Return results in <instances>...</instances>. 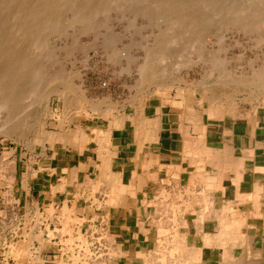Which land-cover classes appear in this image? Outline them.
Returning <instances> with one entry per match:
<instances>
[{
    "label": "crops",
    "instance_id": "0c3cea01",
    "mask_svg": "<svg viewBox=\"0 0 264 264\" xmlns=\"http://www.w3.org/2000/svg\"><path fill=\"white\" fill-rule=\"evenodd\" d=\"M198 106L185 95L153 94L144 105L117 106L101 124L94 117L78 136L82 129L48 131L39 145L46 141L43 151H50L34 161L20 159L18 171L14 167L17 196L36 207L47 204L68 235L78 233L96 212L94 206L100 208L111 218L110 235L119 254L109 264H146L158 249L165 221L157 193L166 187L181 199V214L178 226L167 220L165 227H178L188 247L204 249V234L213 235L226 223L235 231L229 235L222 229L216 242L222 246L237 239L241 245L231 242L237 245L228 249L231 255L257 253L254 259L264 264V106L239 118L208 107L212 120L200 115ZM137 108L140 121L133 117ZM98 185L102 190L114 186L110 200L96 198ZM221 257L220 247L205 248L201 264H220Z\"/></svg>",
    "mask_w": 264,
    "mask_h": 264
},
{
    "label": "bare ground",
    "instance_id": "6f19581e",
    "mask_svg": "<svg viewBox=\"0 0 264 264\" xmlns=\"http://www.w3.org/2000/svg\"><path fill=\"white\" fill-rule=\"evenodd\" d=\"M218 1L219 0H0V137L14 139L15 141L25 139L30 145L31 140L29 137L32 131L42 123L46 124L47 122V117L51 113L49 103L53 97H64L66 106L70 107L72 103L70 97L74 95L81 102L84 101L87 105H90L91 110L95 111L94 113L98 112L97 114L113 112L115 109V105L105 104V102L98 104L89 102L85 94L81 92L83 91L82 86L80 87L75 84L74 79L78 72L74 76V74L67 73L63 67L58 66L61 65V60H59L61 54H58L62 52L61 50L64 43L57 44L56 42L63 36L71 37V39L69 38L70 41L68 44V41H65L64 47L65 53L67 52L70 56L79 49L85 50V53H88L92 50L95 52L96 49L101 46L102 49H106V47L111 50L113 49L111 60L121 64L123 60L126 61L124 72L128 71L127 73L131 75V66L136 64V66H138L137 77H139V94L148 93L150 90L157 88L165 90L175 87L179 90H183L184 88L182 87L183 85L181 86V83H184V77H175L174 68L176 67L179 70L182 68L194 69V67L201 62L203 64L201 66H206V69L205 66L203 67V69L206 70L203 78L197 81L195 86L191 84L188 87L186 80L185 83L188 89L193 86L194 89L191 88V90L199 92L202 95H204L203 90H208L210 93V97H208L210 105L211 102L218 104L220 106V111H217L220 112L221 116L222 114L225 116L234 115L237 109V105H235L236 96H247L245 98L252 103L264 98V56L260 60L262 61L261 64H257V59L249 62L248 68L250 67V71H248V69L246 73H240L239 71L235 72L234 69L231 70L228 67V63L231 62H227L229 58H226V55L223 58L220 55H216L217 52L216 54L212 53V51H214L211 50L213 47L210 49V52L207 46L208 43H206L205 39L206 35L208 37L210 30H214V27L223 28L232 26L234 28V26H240L239 28L242 30H249L250 35V30L253 32L252 29H255L257 26H264V0H228L227 3L230 1L233 3H230L231 6L227 7V9L223 8L222 6L224 4H219ZM113 8L117 9V12L123 10L127 13L142 15L151 14V16L154 13V15H157V20L160 21L157 22L162 23V27L158 23L160 32L154 34L149 32L151 35H154L152 42L149 43L146 41V43L143 41L145 42L144 45L140 42L136 43V45L139 43L141 44L137 46L143 49V57L137 58L134 56L132 47H135V43L133 44L134 46L131 44L133 41L130 43L131 48L129 47L130 50L128 49V51L125 50L128 46H124V50L114 49L115 47L113 48V45L116 40H118L117 33L115 35L117 37H114V39H109L107 38L108 36L103 37V33L102 35L99 33L96 41L88 45L86 44V46L79 41L78 33H86V31L89 32L90 29L98 31L101 28L99 16H103L102 13L106 10L108 11V9L114 11ZM123 11H121V13ZM104 15H106V13ZM145 16L151 17L150 15ZM153 16L150 19H152ZM104 18H106V16ZM155 25L156 24H154V27ZM126 29L128 28H124V32ZM111 30L110 28V31ZM97 31L96 33L98 34ZM258 31H260L259 28ZM262 31L263 32L260 31L261 33L256 34L258 35L256 40L259 44L257 42L255 43H257L258 46L264 45V30ZM254 32L256 31L254 30ZM68 33L72 34L68 35ZM96 33L94 32L93 35L95 36ZM224 33H218V43L220 42V44L225 40ZM246 34L248 33H245V35ZM151 35L147 36L151 37ZM252 35L254 34L252 33L251 36ZM83 36H85V34ZM55 38L56 40L59 38L58 41H55ZM115 38L117 39L115 40ZM150 39L152 40V38ZM123 45H125L124 42ZM190 48L194 51L193 53L190 52L191 50L189 51V57L185 56V52L183 55L185 58H188L184 61V56L181 58V53ZM109 49L108 52H110ZM216 50L218 53L220 52L219 49ZM223 50L227 51V47L224 49L223 46L221 52ZM194 52L196 53L198 61L195 59L191 60L190 58L191 53L195 54ZM67 53L65 55H67ZM178 55L183 61L181 60V62H179V60L177 62L175 60ZM68 56H65V58H70ZM169 58H172V60L174 59L176 62H172L173 64L165 63L164 66L162 62H165ZM237 61L240 62V60ZM167 62H169V60ZM168 64L170 66H168ZM67 76L68 79L66 78ZM77 77H79V75H77ZM138 120L140 121V118ZM38 135H40V133L36 134L34 138ZM163 190L164 192L158 196V199H160L162 204L160 218L166 222L167 220L171 221L175 216H179V214H181L179 213L181 209L179 210L177 207L179 203H171L167 206L170 202V199H168L170 193L166 187H163ZM1 214L2 212H0V215ZM206 216L211 217L212 215L210 216L207 214ZM53 217L54 215L50 214L46 208L45 215L37 210L36 216L34 217L36 223L35 232L27 233L26 237H28V239L14 248V255L18 264H24L26 259L31 260L30 264H47L42 254L49 251L54 254L60 253V255L49 258L52 260L51 264H109L111 260L114 261L116 248L109 243H113L111 235L106 236L103 234L99 237H94V235L91 234V236H87L81 229L78 233L68 235L58 226L59 223H57L55 229H53L52 226H50V222H46V220H50V218ZM163 223L164 222H162V224ZM43 225L45 228H43ZM64 236H67V238L64 239ZM103 239H106L105 243L102 242ZM213 239H216V237H208V240L211 242ZM35 242L39 244L37 248H34ZM170 242L175 244L178 251L179 242L177 237ZM203 247H205V245ZM182 249L183 248L180 250ZM204 249L198 248L191 250L190 248L189 250L200 253L202 257ZM190 251H187L188 256L185 259L177 258L174 264H186L190 260ZM223 252L220 264H228L229 261L224 258L227 252L226 250ZM65 256H67V258H65ZM166 260L167 259H164V264H168ZM197 260L200 264L201 259L198 258ZM239 264H261V261L260 259L258 260V258L254 260V254H252L251 257L250 254H248V257L244 256V260Z\"/></svg>",
    "mask_w": 264,
    "mask_h": 264
},
{
    "label": "rangeland",
    "instance_id": "374dc122",
    "mask_svg": "<svg viewBox=\"0 0 264 264\" xmlns=\"http://www.w3.org/2000/svg\"><path fill=\"white\" fill-rule=\"evenodd\" d=\"M227 1L228 0H225V1L219 0L218 3L222 4V5L224 4L222 7L227 9V7L231 6L230 3H233L231 1L227 3ZM113 9H114V11H111L112 9L111 10L108 9L109 12L106 10L105 12L102 13L103 16L102 15L99 16V23L101 26V28L99 29L100 32H99V30L94 31L93 29H90L89 32L86 31V33L84 32L81 34L78 33L77 35L79 37V41L82 42L83 45L86 46V44L88 45V44H91L92 42H95L99 33H101L100 35H102V33H103L102 36L103 37L108 36L107 38H109V39L110 38L114 39V37L118 36L117 37L118 40H116L117 38H115L116 42L114 41L115 42L114 43L115 46L113 45V48L115 47L114 49L124 50L125 49L124 46H128L125 49L126 51H128V49L130 47V43L133 41L131 44H132V46H134L133 44L135 43V47H132L133 52H134L133 53L134 56H136L137 58L143 57L144 51L142 48H140V46L138 47L137 45H141L142 43H143L142 45H144L146 41L149 43L152 42L154 35H151V34L160 32V30L158 29V27H159L158 25L160 24V26H161L162 23H159L160 21L157 20L158 19V18H156L157 15L155 14L156 15L155 16L154 13L152 14V16L154 15L153 18L150 19L152 17L151 14L142 15V14H137V13H129V12L127 13L126 11H123V10H120V12L119 11L117 12V9H115V8H113ZM121 11H123V12L121 13ZM105 13H106V15H104ZM120 15L121 16L124 15V16L121 17ZM145 15H150L151 17H149V16L147 17ZM105 16H106V18H104ZM115 18H118V19H115ZM108 20H109V22H108ZM153 20L155 22H157V21H159V22L155 23ZM135 23H136V25H135ZM154 24H156L157 26L155 25V27H154ZM109 27L113 30V33H115V34L112 33V30L110 31ZM138 27H139V29H138ZM231 27L232 26L223 27V28L222 27H214L213 28L214 30H210V33L208 32L209 33L208 37L206 35V37H205L206 43H208L207 46H208L209 50L213 47L211 49V50H214V51H212V53L216 54V52H217L216 55H220L223 58L226 55V58H229V59H227V62H231V63H228V67L231 70L234 69L235 72L239 71L240 73H243V72L246 73V72L250 71V67L248 68V66H249L248 64L251 60L255 61L257 59L256 60L257 64H261V62H262L260 60L264 56V45L258 46L259 43L256 40L258 38V35H256V34L263 32L262 30H264L263 29L264 26L263 25H261L260 27L257 26L256 27L257 29L256 28L252 29L253 32L250 30L251 34L252 33L254 34L252 36H251V34L249 35V30H242L239 28L240 26L239 27L234 26V28L233 27L231 28ZM106 28L107 29L109 28V29L107 30ZM124 28H128V29H126L124 32ZM135 28L138 31H136ZM258 28L260 29L261 32L258 31ZM105 30H107V31H105ZM217 30L218 31L221 30V31L218 32ZM254 30L256 32H254ZM96 31L98 32V34L96 33ZM94 32L96 33L95 36L93 35ZM238 32H239V34H238ZM244 32L248 33V34L245 35ZM90 33H92V34H90ZM116 33H117V36H115ZM218 33H224V35H225L224 36L225 40L222 41V44H220V42L218 43V41H219L218 40L219 39ZM71 34L72 33H68V35H71ZM84 34H85V36H83ZM104 34H105V36H104ZM135 34H137V35H135ZM147 35H149V36L151 35V37H149ZM66 37L63 36L60 39L58 38L59 41H58V39L56 40V38H55V41H58V42H56L57 44L64 43L63 48L61 50L62 52H60L58 54V55L61 54L59 56L60 57L59 60H61L60 61L61 65H58V66L63 67L67 73L69 72L71 74H74V76L78 72L76 74L75 79L73 78L75 81V84H77L80 87L82 86L83 91H81V92L85 94L86 98L91 103L98 104V103H104L105 102V104L115 105L116 106L115 109H116L117 106L122 105V104H126V103H130V104L138 103L139 105H144L147 102V100L149 99V97L152 96L153 94H155V95L175 94V95H179L181 97H183L185 95L186 99L191 97V100L194 101V103H196L199 106L203 105L202 107L198 106V112H200V115L203 114V116H205V117L207 115L209 120L211 118L208 115V107L210 109L214 110L215 112L220 111L219 110L220 106L218 104L211 102V105H210V101L208 98V97H210V93L208 92V90H203L204 95H202L199 92H195V91L191 90V88H193V86L188 89V87L191 84H194V86H195V84H197V81L201 80L203 78V75H205L206 66L204 65L205 69H203L204 66H201V65H203L201 62H199V64L197 66H195L194 69L182 68L181 70H179L176 67L174 68L173 71H174L175 77L177 76L178 78H180L182 76L181 78L184 77L183 78L184 83H185V80L187 82L188 87H187L186 83L185 84L183 82L181 83V86L183 85L182 87L184 88L183 90H179L175 87H173V88L171 87V88L165 89V90H163L162 88H157V89L150 90L148 93L139 94V89H138L139 77H137L138 76V70H137L138 66H136V64H133V66H131V70H132L131 75L129 73H127L128 71L124 72V68L126 67V61L123 60L122 64L116 63L114 60H111V56L113 55V52H112L113 49L111 50L108 47H106V49H104V48L102 49L101 46H99L96 49L97 52L96 51L94 52V50H92V51H89L88 53H85V50L79 49L78 51H75V53H73L71 56L67 52H66L67 55H65L66 54L65 49H64L65 41L66 42L68 41L67 42V44H68L70 41L69 38L71 39L70 36H66ZM150 38H152V40ZM119 39H121V40H119ZM140 39H142V40H140ZM145 39H147V40H145ZM60 40H62L63 42ZM143 41H145V42H143ZM123 42L125 45H123ZM138 42H140L141 44L139 43L136 45V43H138ZM235 42H237L239 44L241 43V44L239 45ZM255 42H257L258 44ZM223 46H224V49H226V47H227V51L223 50L221 52V49ZM108 49L110 52H108ZM216 49H219L221 53L219 52L220 53L219 54ZM101 50H102V52H101ZM190 50H191V48L187 51L182 52L181 53L182 55L181 54H179V55H181V58H183V56H184L183 54L186 52L185 56H188V55H190V53H189ZM211 50H210V52H211ZM193 51L191 50L190 52L193 53ZM98 52H99V54H98ZM110 53H111V55H110ZM131 53H132V51H131ZM192 53H191V57H190L191 60L195 59L196 61H198L197 60L198 58L196 57V53L195 52H194L195 54H192ZM109 55H110V57H109ZM179 55L177 56V58H175V60L177 62L179 60H180L179 62H181V60H182L181 58H179L180 57ZM62 56H63V58H62ZM65 56H68L70 58H67V57L65 58ZM88 56L91 58H89ZM185 56L183 58L184 61H185V59H187L189 57L188 56L187 58H185ZM257 56H258V58H257ZM89 59H91V60H89ZM77 60L80 62H78ZM83 60L84 61L87 60L86 61L87 63L84 62ZM168 60H169V62H167ZM175 60L174 59L172 60V58H169L165 62L163 61L162 64L164 66H165V63L166 64L167 63L173 64L174 62H176ZM237 60H240V62ZM87 64H88V66H87ZM168 66H170V65L168 64ZM244 68H245V70H244ZM70 69H72V70H70ZM122 70H123V72H122ZM136 71H137V73H136ZM77 75H79V77H77ZM66 78L68 79V76ZM245 97H247V96L239 95V96L235 97L236 98L235 105H237V107H236L237 109L235 108L236 110H235L234 115H233L234 117L232 115L229 117L239 118V117H243L245 115L254 114L257 112L258 109H260L261 107L264 106V98H261L259 101L256 100V102L254 101L252 103V102H249ZM70 99L72 100L73 104L78 107V109H79L78 111H76L74 106L67 107L66 103H65L66 100L64 97H61V98L53 97L52 98V100L49 103L51 113L47 117V123L46 124L42 123L39 127H37L35 130H33L30 137H29L32 145L31 144L29 145L25 139L15 141L14 139H6L4 137H0V158L7 160L6 163L8 164V167H9V169H8V181H9V184L11 185V187L13 185V177L15 174V168L14 167L16 165L17 171H18V169L20 168V165H21L20 159H22L23 161H27L28 159L31 160V158L34 156H36V158H37V155H44L47 151H50L49 149L43 151L45 148L46 141H42L41 146L39 145L41 136L42 137L44 136V139H45L48 131L59 132L60 129H62V128L65 129L67 131V133H71L72 131H76V130L79 131L82 129L77 134V136H78L87 126L93 125V121L95 119L94 117H98L97 119H95V121H98V123L101 124L100 121H104L103 119L105 117L107 118V117H109V115H111V113L113 114V112H107V113H103V114L102 113L97 114L98 112L94 113L95 111L91 110L90 105H87V103L84 101L81 102L80 100L77 99L76 96L72 95L70 97ZM100 100H101V102H100ZM217 110H219V111H217ZM135 116L141 117V114H140L138 108H137L136 114L133 117H135ZM101 117H103V118H101ZM214 117L217 118V116H214ZM44 119H45V117H44ZM213 121H215V120H213ZM37 132L40 133V135H38L37 137L34 138V136L36 134H38ZM58 146H61V145L58 144ZM49 147L50 146L47 144V148H49ZM31 161H34V160H31ZM1 185L2 184L0 183V187H1ZM100 187L101 186L98 185L96 187L95 192L93 191V194L96 196V198L98 200H104V199L110 200L109 197L112 196V194H113L112 191H113L114 186H112V187L107 186L103 190ZM157 196H160V193H157ZM169 196L170 197L168 199H170V202L168 203L167 206H169L171 203H179V201L181 200V199H177V198L175 199L174 195L171 193L169 194ZM157 200L155 198V201H157ZM183 202H185V201H183ZM29 203H31V202H29ZM80 204L82 206H85L87 204L86 199H81ZM152 204H154V203H152ZM43 205L47 206V204H43ZM58 205L61 206L62 204L58 203ZM96 208L97 207L94 206V209L96 210V212L90 214L89 216L94 215V216L98 217L99 215L104 214L103 210L96 209ZM199 216L200 217L198 218L197 222L202 225L203 218H204L203 214H199ZM178 218H179V216H175L171 220L174 225H177ZM165 225H166V222H164L162 224V226H160L161 228H160V231L158 233V243H159L158 249H157V251H155V252H153L147 256L146 264H164V262H165L164 259H167L166 263L169 264L171 262L170 264H174V262H176L177 258L185 259L188 256L187 251H190L189 250L190 247H188V245L186 244L185 236L181 235L179 233L178 227L175 226L173 228V230H170V229H167L165 227ZM107 227H111V218H109V219L107 218ZM232 227L233 226L229 225V228H228V225L226 223H222L220 227H218V228L216 227L214 229L215 233L213 235L206 232L204 234V245H205L204 248H206V247L207 248L220 247L221 249H223V251L226 250V252H227L224 255L225 256L224 258H226L229 261L228 264H239L242 262V260H244V256L241 258H238L237 256L231 255L228 251V249L232 246L236 247L237 245H241L240 242L237 241V239L233 238V240H232V238H230L231 242L232 243L235 242L237 245L236 244L231 245V242L229 241L227 243V240H226L225 242L223 241L222 246H220L216 242L217 239H213L212 242L208 240V237H212V236L215 237V235L219 234L222 229H225L227 231V234L229 233V235L233 234V232L235 230H234V227L233 228ZM201 231H202V229H201ZM176 237H177L178 242H179L178 243V246H179L178 251L176 249L175 244L170 242L173 239H175ZM109 243H111L113 245V247L116 248L114 240H113V243L112 242H109ZM181 248H183V249L180 250ZM192 249H198V248H191V250ZM116 253H117V248H116ZM248 254H250V257L252 256V254H254V256H257V253L247 252L246 257H248ZM118 255L119 254L117 253V256L116 255L114 256L115 260H116V258H118ZM198 258H200L201 262H202V257L200 256V253L195 252V251H190V260L186 264H199V261L197 260ZM111 262L114 263L113 260H111ZM201 262H200V264H201Z\"/></svg>",
    "mask_w": 264,
    "mask_h": 264
},
{
    "label": "built area",
    "instance_id": "2783aa9c",
    "mask_svg": "<svg viewBox=\"0 0 264 264\" xmlns=\"http://www.w3.org/2000/svg\"><path fill=\"white\" fill-rule=\"evenodd\" d=\"M0 159V183L2 184L0 187V212H2L0 215V264H18L14 255V248L28 239V237H26L27 233L35 232L36 223L34 217L36 216L37 210L45 215L46 207L44 205H37L36 207L35 205L37 203H25L17 196L14 184L11 187L8 181L9 167L6 163L7 160ZM61 206L56 205V207ZM57 217L58 214H55L53 218L46 220V222H50V226H52L53 229H55L57 223H59L58 226L60 228H63V225ZM80 218L84 219L85 217L81 216ZM43 228H45L44 225ZM81 231L87 236L93 234L94 237H99L103 234L106 236L110 235V227H107V217L105 213L98 217L94 215L89 216L88 220L81 226ZM63 238L65 239L67 236ZM102 242L105 243L106 239H103ZM38 246L39 244L35 242L34 248ZM56 255H60V253L54 254L49 251L42 254V257L47 264H51L52 260L49 258L55 257ZM65 258H67V256H65ZM30 262V259H26L24 264H30Z\"/></svg>",
    "mask_w": 264,
    "mask_h": 264
}]
</instances>
